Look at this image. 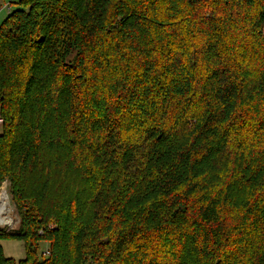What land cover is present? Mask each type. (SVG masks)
Wrapping results in <instances>:
<instances>
[{
    "label": "trees",
    "instance_id": "1",
    "mask_svg": "<svg viewBox=\"0 0 264 264\" xmlns=\"http://www.w3.org/2000/svg\"><path fill=\"white\" fill-rule=\"evenodd\" d=\"M10 2L0 264H264V0Z\"/></svg>",
    "mask_w": 264,
    "mask_h": 264
},
{
    "label": "rangeland",
    "instance_id": "2",
    "mask_svg": "<svg viewBox=\"0 0 264 264\" xmlns=\"http://www.w3.org/2000/svg\"><path fill=\"white\" fill-rule=\"evenodd\" d=\"M4 1H5V3H9L11 0H0V7H1V5H4L3 4ZM12 9L16 10L17 6L13 5ZM7 17H8L7 11L5 9L1 10L0 11V25L3 23V21ZM0 133H1V127H0ZM6 186H7V192L9 194V198H10L13 210L12 209L9 210L7 216L0 212V230H3L6 233H9V232H15V231L19 230L20 225H21V220H20V214L18 212V209L14 203L13 196H12L11 191H10V185L8 182H7ZM7 217H11L13 220V223L4 226L3 224H1V220H4V218H7ZM2 246L4 248V253H5L7 258H13L17 261H20V260L25 258V249H24V244L22 242L6 240V241L2 242Z\"/></svg>",
    "mask_w": 264,
    "mask_h": 264
},
{
    "label": "bare ground",
    "instance_id": "3",
    "mask_svg": "<svg viewBox=\"0 0 264 264\" xmlns=\"http://www.w3.org/2000/svg\"><path fill=\"white\" fill-rule=\"evenodd\" d=\"M3 190H4L3 193L0 192V201H1L0 202V212L7 216L9 210L12 209V205H11L10 198L7 194V186L6 185L4 186ZM12 223H13V220L11 217H7V218H4V220H1V224H3L4 226H6L8 224H12Z\"/></svg>",
    "mask_w": 264,
    "mask_h": 264
},
{
    "label": "built area",
    "instance_id": "4",
    "mask_svg": "<svg viewBox=\"0 0 264 264\" xmlns=\"http://www.w3.org/2000/svg\"><path fill=\"white\" fill-rule=\"evenodd\" d=\"M3 9H5V10L7 11L8 15H9V14L11 13V11L13 10V9H12V6H11V2L5 4L3 7H0V11L3 10ZM2 124H3V120L0 118V127L2 126ZM6 184H7V183H5V184L2 186V188H1V190H0L1 193H3V191H4L3 189H4V186H5ZM7 194H8V192H7ZM8 196H9V194H8ZM45 253H46V255L49 254L48 249L46 250Z\"/></svg>",
    "mask_w": 264,
    "mask_h": 264
},
{
    "label": "crops",
    "instance_id": "5",
    "mask_svg": "<svg viewBox=\"0 0 264 264\" xmlns=\"http://www.w3.org/2000/svg\"><path fill=\"white\" fill-rule=\"evenodd\" d=\"M5 4H7V3H5ZM5 4H4V5H5Z\"/></svg>",
    "mask_w": 264,
    "mask_h": 264
}]
</instances>
